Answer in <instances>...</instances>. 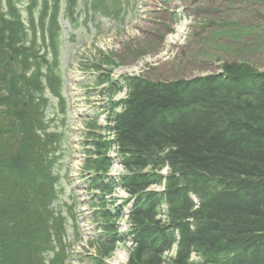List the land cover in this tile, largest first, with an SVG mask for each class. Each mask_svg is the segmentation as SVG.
<instances>
[{
	"label": "trees",
	"instance_id": "trees-1",
	"mask_svg": "<svg viewBox=\"0 0 264 264\" xmlns=\"http://www.w3.org/2000/svg\"><path fill=\"white\" fill-rule=\"evenodd\" d=\"M29 1V15L40 3L36 26L51 49L60 4L72 18L78 0ZM28 25L32 39L15 0H0V264H63L52 207L58 137L45 119L60 80ZM121 88L107 139L93 140L87 160L100 200L88 264H104L117 243L129 244L124 264H264V72L231 61L188 79L126 75ZM109 150L125 168L115 177L105 173ZM115 187L126 192L120 204L103 197Z\"/></svg>",
	"mask_w": 264,
	"mask_h": 264
},
{
	"label": "rangeland",
	"instance_id": "rangeland-1",
	"mask_svg": "<svg viewBox=\"0 0 264 264\" xmlns=\"http://www.w3.org/2000/svg\"><path fill=\"white\" fill-rule=\"evenodd\" d=\"M15 3L29 39L33 20L36 44L48 52L50 64L56 62L60 80V99L47 93L45 109L47 132L58 137L52 207L63 229L56 250L65 255L63 264H88L96 254L91 243L99 230L94 212L100 200L88 182L94 172L87 160L97 156L93 140L107 139L111 103L124 95L122 77L188 79L219 73L221 64L231 61L264 72V0H78L72 18L60 4L58 39L51 49L43 45L36 26L40 3L30 15L29 0ZM106 155L113 159V150ZM123 172L113 159L105 173L115 177ZM149 189L161 191L163 184ZM103 197L120 204L126 192L115 187ZM117 223L127 228L124 217ZM128 246L117 243L104 264H124Z\"/></svg>",
	"mask_w": 264,
	"mask_h": 264
}]
</instances>
